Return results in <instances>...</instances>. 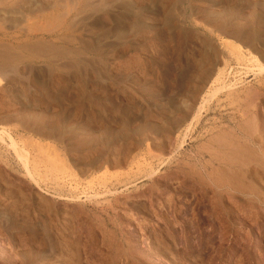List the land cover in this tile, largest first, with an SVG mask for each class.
<instances>
[{"label":"rangeland","instance_id":"obj_1","mask_svg":"<svg viewBox=\"0 0 264 264\" xmlns=\"http://www.w3.org/2000/svg\"><path fill=\"white\" fill-rule=\"evenodd\" d=\"M0 264H264V0H0Z\"/></svg>","mask_w":264,"mask_h":264}]
</instances>
